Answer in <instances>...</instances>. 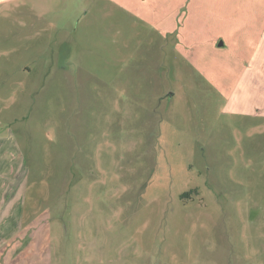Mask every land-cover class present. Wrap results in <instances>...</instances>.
Here are the masks:
<instances>
[{
    "label": "rangeland",
    "instance_id": "rangeland-1",
    "mask_svg": "<svg viewBox=\"0 0 264 264\" xmlns=\"http://www.w3.org/2000/svg\"><path fill=\"white\" fill-rule=\"evenodd\" d=\"M0 142V264H264V0H0Z\"/></svg>",
    "mask_w": 264,
    "mask_h": 264
},
{
    "label": "crops",
    "instance_id": "crops-1",
    "mask_svg": "<svg viewBox=\"0 0 264 264\" xmlns=\"http://www.w3.org/2000/svg\"><path fill=\"white\" fill-rule=\"evenodd\" d=\"M2 143L0 142V147H1ZM6 152L4 151V154ZM12 157L11 156H0V206H3V208L5 209L6 206H8L9 208V212L11 209V204L12 201L7 203H5V198H6V194L5 191L6 189H4V186L7 182V180L11 179L12 177V173H13V162H12ZM8 183V182H7ZM11 218L8 219H4V220H0V228H4V229H11L12 227V222H11ZM11 232V231H9ZM8 232V233H9ZM6 234V232H5Z\"/></svg>",
    "mask_w": 264,
    "mask_h": 264
}]
</instances>
